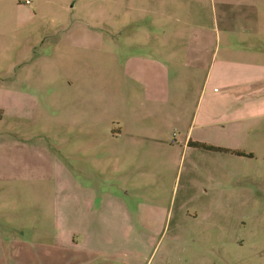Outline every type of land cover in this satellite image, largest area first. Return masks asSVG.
Instances as JSON below:
<instances>
[{"label": "rangeland", "instance_id": "1", "mask_svg": "<svg viewBox=\"0 0 264 264\" xmlns=\"http://www.w3.org/2000/svg\"><path fill=\"white\" fill-rule=\"evenodd\" d=\"M174 1L165 17H154L159 41L164 26L169 32V52L181 50L179 59L171 60L169 72L172 110L159 106L161 112L152 116L142 93L143 84L135 78L141 73L134 72L136 67L146 68V61L125 65L128 55L147 54L146 31L153 21L147 11L150 0H0V106L11 100L10 108L6 107L8 112L13 110L15 98H6L7 92L22 96V90L28 89L40 96L73 89L88 94L83 104L89 106L90 121L105 122L111 128L130 123L136 128L137 124L158 126L170 121V115H183L182 121L171 122L176 126V136L182 129L187 131L192 121L196 122V135L201 120L209 116V121L216 122L205 130L209 131L205 136L213 138L206 146L215 149L191 145L203 154L193 160L199 165L195 179L201 195L188 208L184 221H179L180 226L177 219L166 226L163 221L153 240H141L144 248L141 242L139 248L136 244L129 246L130 242L117 245L132 251L137 248L145 257L139 264H264V0H257L251 8L244 0H221L224 6L215 0L216 13L212 0ZM160 2L155 0V7ZM70 79L74 84L67 87ZM73 98L63 95L56 103L66 105ZM40 100L43 102V98ZM43 106L50 110L47 103ZM51 115L50 110L36 121L5 118V123L10 129L22 128L26 136L37 135L43 128L50 130ZM53 125L51 134L61 139L64 148L62 151L57 144L53 146L65 158L70 149L78 148L79 139L71 138L79 131L69 133L65 120L62 125ZM93 155L86 157L87 168L105 170L107 181H113L114 158L109 157L107 164L102 160L103 165L98 166ZM189 160L186 158L185 168ZM207 168L217 169L216 182L215 178L210 183L207 180ZM178 169L175 164L163 188L165 213L170 208ZM81 179L88 183L98 178ZM184 184L182 177L177 204L171 209L174 217L182 212L177 206ZM49 185L31 181L20 187L12 183L8 203L16 211L10 220L12 224L22 220L26 230L21 236L1 226V238L24 237L37 242L49 234L55 222L48 210ZM209 185L212 190L205 196L203 190ZM2 187L0 184V190ZM158 194L157 188L137 190L131 194L137 200L128 203L152 201ZM3 201L0 192V205ZM209 214L211 218L204 217ZM4 220L0 212V224H5ZM126 227L122 226L123 235ZM6 245L3 241L0 252ZM2 259L0 254V262Z\"/></svg>", "mask_w": 264, "mask_h": 264}, {"label": "crops", "instance_id": "2", "mask_svg": "<svg viewBox=\"0 0 264 264\" xmlns=\"http://www.w3.org/2000/svg\"><path fill=\"white\" fill-rule=\"evenodd\" d=\"M150 1L147 4V11L153 21L146 31L148 34L147 54L144 56L130 54L131 56H127L125 65L138 64L136 62L139 60L146 61V68L136 67L134 71L141 73L135 78L143 84L144 92L142 93L145 96L141 93L137 95L145 97L143 98L146 99V104L151 106L150 109L147 108L148 111L155 116L162 110L159 106L171 109L173 97L169 73L170 66H172L171 60H178L181 50L169 52L166 46L169 32L164 26L161 28V42L155 32L154 17H165L167 12L171 11L172 2L175 1L161 0L157 7L154 4L155 0ZM212 1V7L216 13L217 4L215 0ZM244 2L251 8L255 6L257 0H244ZM220 4L224 6L222 2ZM157 28L160 27L157 26ZM179 43L178 41L176 45ZM72 84L74 83L71 79L66 82L67 87H71ZM63 95L74 98L66 105L62 102L56 103ZM56 96L61 97L56 100ZM11 97L15 98L13 110L7 111V107L10 108V103H12L11 100H6L7 107L0 106V184L3 186L0 192L4 200L0 205V212L5 218V224L1 223L0 228L2 226V230L9 233L18 232L21 236L23 230H26V227H22V220L13 224L10 220L11 214L16 211V208L10 207L8 203L11 199L10 186L12 183H19L20 187L22 183L31 181L50 184L51 196L48 195V198L51 204L48 210L54 214L55 222L54 224L52 222L49 234L43 239L39 238L37 242L24 237L4 239L0 237V245L2 246L3 241L7 242L5 250H8L3 249L0 252L3 258L0 264H139L145 257L139 253L137 248H133V251L122 249L117 243L130 242L129 246H135V244L138 246L141 240L143 242L144 239L153 240L159 230L158 225H161L163 221L166 226L177 219L180 226L179 221H184L183 219L189 212L188 208L193 206L196 198L201 195L199 189H196L195 179L199 165L193 160L203 154L201 150L191 145L212 143L213 138L205 136L206 132H209L205 130L216 121L213 119L209 121L207 119L209 116L201 120L197 136L195 135V121H192L187 131L182 129L181 133L176 136L173 130L176 126H172L171 122L176 119V122L182 121L183 115L172 117L170 115V121L158 126L156 123L146 126L137 124L136 128L130 123L111 128L107 127L105 122L95 121V119L90 121L89 106L83 104L87 101L88 94H81L78 90H67L66 88L63 91L60 90L58 94L41 93L39 96L35 92L23 89L22 96L21 93L11 95V92H7L6 98L11 99ZM40 97L43 98V102ZM48 97H51L50 101ZM43 103H47L52 111L50 130L43 128L40 130L41 134L26 136L22 128L19 131L10 129V125L5 123V118L11 120L42 118L44 113L50 112L47 107L43 106ZM56 105L62 106L64 111ZM174 110L177 111V107ZM64 120L68 125L69 133L76 129L79 131L77 136L71 138L72 140L79 139L78 148L70 149L68 153H65V158L61 155V150L63 151L64 148L63 143H60L61 139L54 133L51 134L53 124L62 125ZM220 129L226 130L224 127ZM42 136L49 140V144ZM53 138H56L55 142H52ZM54 143L61 150L56 149L53 146ZM92 153L95 165L98 166L103 165L102 160L107 164L106 160H111L109 157L114 158L116 166L112 170L115 175L113 181H107L105 170L95 166L92 169L87 168L86 157L92 156ZM186 158H190L187 168H185ZM175 164L179 169L174 179L170 208L165 213L166 208L161 204L165 191L163 188L167 185V175L171 173ZM109 167L106 166V168ZM205 171L209 183L214 178L215 182L217 181V169L207 168ZM82 177L90 180L97 177L99 180L95 179L87 183L81 179ZM182 177L183 179L185 177L183 196L177 206V209L182 212L174 217L171 209L174 210L177 204ZM109 186H115V189H107L106 187ZM211 186L203 190L205 196L210 194ZM148 188H157L160 194L153 196L152 201L132 202V205L128 203V200H137L131 196L132 193ZM208 205L212 203L209 202ZM204 217L211 218L212 216L209 214ZM123 225H127V233L125 231L124 235ZM44 240L46 243L43 242ZM143 242H141V248L146 245Z\"/></svg>", "mask_w": 264, "mask_h": 264}, {"label": "trees", "instance_id": "3", "mask_svg": "<svg viewBox=\"0 0 264 264\" xmlns=\"http://www.w3.org/2000/svg\"><path fill=\"white\" fill-rule=\"evenodd\" d=\"M194 145H196L197 147H201V148H205V149H209V150L215 149L213 147H209V146H206V145H200V144H194ZM217 150H220V149H217Z\"/></svg>", "mask_w": 264, "mask_h": 264}]
</instances>
